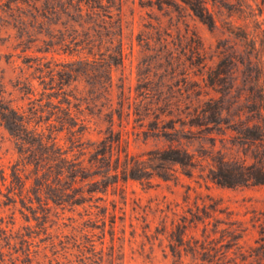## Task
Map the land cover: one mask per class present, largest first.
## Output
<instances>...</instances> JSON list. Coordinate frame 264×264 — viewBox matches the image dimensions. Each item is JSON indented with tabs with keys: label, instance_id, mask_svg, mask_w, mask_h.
Masks as SVG:
<instances>
[{
	"label": "rangeland",
	"instance_id": "1",
	"mask_svg": "<svg viewBox=\"0 0 264 264\" xmlns=\"http://www.w3.org/2000/svg\"><path fill=\"white\" fill-rule=\"evenodd\" d=\"M29 13L0 1V83L11 106L46 109L42 92L56 104L63 79L71 105L90 121L69 155L93 165L90 172L110 119L121 134L111 166L124 153L147 160L179 148L195 168L187 176L167 165L163 179L156 173L165 165L148 162L154 169L144 177L119 178L96 201L57 204L45 190L35 193L31 178L19 196L11 185L18 143L0 125V264H264V185L227 187L208 177L216 159L251 161L254 145L238 129L259 107L264 113V0H121L122 59L107 73L86 52H41L48 24ZM242 30L246 39L234 34ZM64 65L84 68L67 77ZM59 137L67 148L65 132Z\"/></svg>",
	"mask_w": 264,
	"mask_h": 264
},
{
	"label": "trees",
	"instance_id": "2",
	"mask_svg": "<svg viewBox=\"0 0 264 264\" xmlns=\"http://www.w3.org/2000/svg\"><path fill=\"white\" fill-rule=\"evenodd\" d=\"M0 1L8 9H12V5L23 4L29 7V15L39 20L40 25L48 24L45 30L47 39L42 40L44 47L40 50L41 52H49L54 48L68 54L76 52L77 55L86 52L87 56L91 57L92 61L96 62L95 64L106 73L113 66L121 63V0ZM202 14L198 15L201 20L211 24V19L207 20ZM234 34L244 39L247 38L244 30ZM84 60L87 62H83ZM88 60V57L81 56L77 62L86 65ZM74 63L76 61L69 64ZM64 67L61 71L67 77L73 73L82 72L84 68H73L69 65H64ZM86 70L88 69L85 68ZM43 74L44 72L41 71L39 77L43 78ZM48 74L51 78L49 88H55L57 83L54 85L52 82L53 73ZM65 84L67 83L63 79L58 81L59 87L56 88L54 94H61L62 98L56 104L51 100L53 94L42 92V96L48 100L46 109L35 107L33 111L24 113L5 100L4 90L0 83V125H3L17 140L21 155L20 163L17 164L19 167L13 168L11 173L12 188L18 189L19 196L31 178L34 192L45 190L46 197L57 204L64 201H91L92 199L96 201L102 197L95 196V194L105 193L107 187L118 182L119 178L125 181L144 177L148 168L154 169L148 163L152 161H159L165 165L160 166L156 173L163 179H168L169 167L167 165L171 164L179 165L187 176L192 174L195 168L194 160L190 153L179 148L151 151L148 153L147 160L124 153L123 158L121 159L118 155L113 160L115 165L111 166L110 152L114 145H119L121 137L120 131H114L112 119L105 131L106 136L94 148L91 160L97 165V169L90 172L93 165H85L84 159H80V156L71 158L69 155L82 136L89 131L90 121L82 115L81 109L71 105L63 89ZM45 110L48 113L45 122H49L46 127H42L41 122ZM253 120V123H246L238 129L242 139L254 145V150L250 155L251 161L233 162L224 158L216 159L208 173L209 179L214 183L227 187L264 185V113L260 107L254 112ZM63 131L70 144L65 149L59 144V134ZM29 164L33 165L32 171L29 175H22L21 170ZM20 166L23 168L21 169ZM89 177L92 178L86 183V188L76 187V183ZM112 216H115L114 213ZM179 240H182V235Z\"/></svg>",
	"mask_w": 264,
	"mask_h": 264
}]
</instances>
